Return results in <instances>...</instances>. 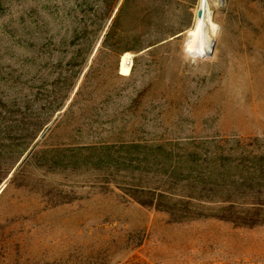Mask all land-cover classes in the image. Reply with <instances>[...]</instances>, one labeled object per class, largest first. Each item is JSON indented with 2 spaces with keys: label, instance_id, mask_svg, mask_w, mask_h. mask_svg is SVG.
Wrapping results in <instances>:
<instances>
[{
  "label": "rangeland",
  "instance_id": "obj_1",
  "mask_svg": "<svg viewBox=\"0 0 264 264\" xmlns=\"http://www.w3.org/2000/svg\"><path fill=\"white\" fill-rule=\"evenodd\" d=\"M222 1L198 57L200 0H0V242L44 226L14 255L264 264V225L176 222L136 200L264 154V0Z\"/></svg>",
  "mask_w": 264,
  "mask_h": 264
},
{
  "label": "trees",
  "instance_id": "obj_2",
  "mask_svg": "<svg viewBox=\"0 0 264 264\" xmlns=\"http://www.w3.org/2000/svg\"><path fill=\"white\" fill-rule=\"evenodd\" d=\"M252 143L244 144L246 149L252 147ZM234 164H220L215 168V172L210 174L209 179L202 178L199 182H193L189 185V190L181 196L171 195L169 191L139 190L138 193L144 196V200L141 197H137L136 200L143 206L167 212L176 222L206 217L241 227L263 226L264 154L251 152L248 158L227 169L228 166ZM197 193L201 198H197ZM165 199H169L170 202L167 204ZM200 201L205 202L203 205L208 204L209 207L194 205L195 202ZM205 209H208V212ZM40 228H44L41 223L36 224L27 232L25 228H21V232L26 233L27 236H20L13 244L2 240L0 249L3 256H1L0 264H46L43 253L37 257L35 254L33 257L28 252L21 256L14 255L12 251L14 245L19 249L21 245L23 247L25 245L23 243L34 237L33 231Z\"/></svg>",
  "mask_w": 264,
  "mask_h": 264
},
{
  "label": "bare ground",
  "instance_id": "obj_3",
  "mask_svg": "<svg viewBox=\"0 0 264 264\" xmlns=\"http://www.w3.org/2000/svg\"><path fill=\"white\" fill-rule=\"evenodd\" d=\"M222 0H200L196 10V16L192 27L187 32L186 48L187 51L198 57H208L214 48V32L216 24L214 21L213 9L222 6ZM203 15H198L199 11ZM126 55L121 66V75L130 74V60Z\"/></svg>",
  "mask_w": 264,
  "mask_h": 264
},
{
  "label": "water",
  "instance_id": "obj_4",
  "mask_svg": "<svg viewBox=\"0 0 264 264\" xmlns=\"http://www.w3.org/2000/svg\"><path fill=\"white\" fill-rule=\"evenodd\" d=\"M198 15L201 17V16L203 15V11L200 10V11L198 12ZM211 54H212V53H211Z\"/></svg>",
  "mask_w": 264,
  "mask_h": 264
},
{
  "label": "built area",
  "instance_id": "obj_5",
  "mask_svg": "<svg viewBox=\"0 0 264 264\" xmlns=\"http://www.w3.org/2000/svg\"><path fill=\"white\" fill-rule=\"evenodd\" d=\"M130 65H131V66L133 65V62H132V60H130Z\"/></svg>",
  "mask_w": 264,
  "mask_h": 264
}]
</instances>
